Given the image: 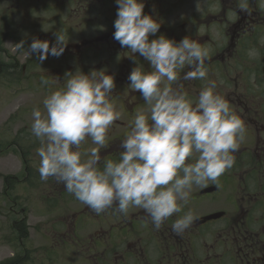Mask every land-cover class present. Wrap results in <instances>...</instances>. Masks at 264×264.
<instances>
[{"label":"clouds","instance_id":"obj_1","mask_svg":"<svg viewBox=\"0 0 264 264\" xmlns=\"http://www.w3.org/2000/svg\"><path fill=\"white\" fill-rule=\"evenodd\" d=\"M238 3L246 10V0ZM116 4L114 39L129 49L130 59L138 53L150 63V70L138 63L128 77L129 89L139 92L147 107L135 112L122 139L123 151L115 160H102L108 131L122 115L112 100L114 76L105 70L68 72L62 84L58 77L42 75L41 87L49 92L43 109H32L30 131L40 145L36 155L42 181L54 178L97 215L112 209L127 216L130 209L139 208L159 230L189 204L194 186L219 184V177L234 164L233 153L245 139L246 128L217 91L216 81L208 80L207 48L190 36L179 43L165 35L150 39L161 25L144 13L143 0ZM54 37L51 46L34 39L29 53H36L41 63L49 55L59 57L68 38L63 29ZM259 43L264 45V36ZM248 56L257 59L259 52L251 48ZM185 66L192 70L184 73V80L206 81L195 100L178 83ZM88 139L95 146L81 150ZM194 218L189 209L171 228L182 234Z\"/></svg>","mask_w":264,"mask_h":264},{"label":"flooded vegetation","instance_id":"obj_2","mask_svg":"<svg viewBox=\"0 0 264 264\" xmlns=\"http://www.w3.org/2000/svg\"><path fill=\"white\" fill-rule=\"evenodd\" d=\"M65 1L70 15L62 27L37 34L51 46L54 33L63 29L67 46L59 57L49 55L44 61L58 60L50 76L58 77L61 84L66 73L78 69L84 73L105 70L114 76L112 100L122 115L109 129L101 156L102 160H115L123 151L122 139L130 131L135 112L147 107L141 94L129 89L128 77L138 63L145 70H150V63L138 53L130 59L129 49L114 39L116 0ZM196 1L201 10L183 18L172 17L168 0H143L144 13L161 25L150 39L165 35L179 43L190 36L207 48L208 80L216 81L217 91L252 126L255 136L250 134L249 141L239 144L233 153L234 164L219 177V184L194 186L189 204L159 230L139 208L130 209L127 216L112 209L97 215L53 178L50 209L67 211L68 202H76L69 210L73 221L82 218L80 226L93 228L82 241L88 264H264V45L259 43L264 36V0H246V10H241L238 0ZM74 15L81 20L75 23ZM56 19V13L50 17V21ZM251 48L258 50L257 59L249 58ZM26 63H39L38 55L30 56ZM189 70L185 66L178 83L195 100L206 81L184 80ZM248 83L258 84V90L250 92ZM94 146L88 139L81 150ZM206 208L209 211L201 213ZM189 209L195 217L192 225L176 234L172 223Z\"/></svg>","mask_w":264,"mask_h":264},{"label":"rangeland","instance_id":"obj_3","mask_svg":"<svg viewBox=\"0 0 264 264\" xmlns=\"http://www.w3.org/2000/svg\"><path fill=\"white\" fill-rule=\"evenodd\" d=\"M168 1L172 17L182 15L183 18L195 13L199 3L196 0ZM55 13L58 19L50 21ZM69 15L65 0H0V30L6 32V28H11L0 43V60L5 62L3 68L13 65L15 60L22 65L21 74L7 77L3 72L0 77V263L17 257L21 259L19 264H88L82 241L83 236L88 235L86 231L93 228L80 226L82 218L73 221L69 210L76 202L69 201L67 211L52 210L48 206H53L50 191L54 181L40 178L36 155L40 145L30 131L32 109L37 106L43 109L42 101L49 92L47 86L41 87L40 77L51 78V69L59 62L39 61L32 66L26 60L36 53L30 54L28 50L34 39L44 40L38 32L60 29ZM72 20L76 23L81 19L74 15ZM21 42L24 47L19 46ZM27 65L32 67H25ZM248 89L254 92L258 84L248 83ZM240 118L246 128L244 140L249 141L250 134L255 136V132L251 133L252 126L242 116ZM6 176L15 179L5 182ZM207 211L206 208L201 213ZM24 219L29 226V236L22 240L14 222Z\"/></svg>","mask_w":264,"mask_h":264},{"label":"trees","instance_id":"obj_4","mask_svg":"<svg viewBox=\"0 0 264 264\" xmlns=\"http://www.w3.org/2000/svg\"><path fill=\"white\" fill-rule=\"evenodd\" d=\"M6 29H7L6 32L3 30H0V43L11 32L10 27ZM1 50L2 49H0V52ZM4 63L5 62L3 60L2 61L0 60V77L2 76L3 72L8 74L7 77H9V75L10 77L12 76L14 77L17 74H21L22 65H19L17 62H15V63H12L13 65L10 64V65H7L5 68H3L5 66ZM11 179H15V177H9V176L4 177L5 182L10 181ZM14 225H15L16 230L18 231L19 239L23 240L29 236V226L26 222V219L20 220L19 222L15 221ZM20 262H21V259L14 257L12 259L1 262L0 264H19Z\"/></svg>","mask_w":264,"mask_h":264}]
</instances>
